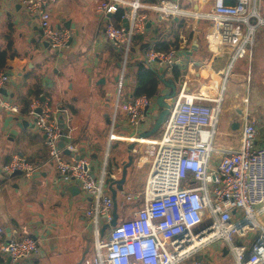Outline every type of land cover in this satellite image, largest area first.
I'll return each instance as SVG.
<instances>
[{"label":"built area","instance_id":"2783aa9c","mask_svg":"<svg viewBox=\"0 0 264 264\" xmlns=\"http://www.w3.org/2000/svg\"><path fill=\"white\" fill-rule=\"evenodd\" d=\"M56 1L19 0L25 12L36 18L43 40L61 52L68 46L70 33L52 23L50 6ZM258 2L234 0V4L228 5L224 0H214L210 11L186 8L173 0H161L146 7L163 20L207 22L210 28L207 48L212 53L224 49L229 55L220 71V82H226L237 62L251 60L257 35L264 37V14ZM142 7L140 0H97L95 6L100 21H107L122 10L120 18L125 23L118 27L106 23L104 38L122 52L123 68L130 56L133 37L144 30V19L138 15ZM180 56L178 46L159 52L151 45L144 58L149 66L156 63L169 72L180 63ZM7 82V77L0 73V89ZM184 87L181 84L161 127L160 138L150 144L156 151L143 191L132 195L121 191L125 200L133 203L134 211L128 219L109 227L105 235L101 234V228L111 221L113 211L107 185V156L94 176L87 160L76 159L77 143L58 125L48 100L40 95L28 103L26 114L43 134L50 164L59 175L77 183L89 199L84 217L91 228L95 253L91 261L81 264H185L215 241H222L233 264H264V144H260L264 136L259 132L264 123L258 124L245 112L238 145L218 146L215 140L223 112L221 100L211 96L207 89L188 93ZM154 100L144 95L118 99L114 115L122 112L128 128L136 129L146 120ZM0 106L12 115L19 114V106L1 94ZM117 135L143 139L135 132L116 134L111 127L108 142L118 141ZM62 137L66 141L60 149ZM16 171L28 179L35 167L25 156L14 154L2 166V172L9 178ZM108 177L115 180L111 173ZM1 253L16 262L38 254L39 246L29 237L11 239L0 245ZM190 264L206 262L194 259Z\"/></svg>","mask_w":264,"mask_h":264},{"label":"crops","instance_id":"0c3cea01","mask_svg":"<svg viewBox=\"0 0 264 264\" xmlns=\"http://www.w3.org/2000/svg\"><path fill=\"white\" fill-rule=\"evenodd\" d=\"M159 1L161 0H140L143 7L138 10V15L144 19V30L142 34H138L139 39L131 47L128 62L123 68L122 57L120 61H116L120 51L104 38V25L108 22L114 24L116 17L111 15L107 21L97 19V0H58L50 7L53 25L70 33L67 48L60 52L67 56V59L51 55L43 47L39 37V34H42L36 18L25 12L19 0H0V50L7 52L6 65L0 73L9 81L4 87L7 96H2L19 106V114L16 115L10 114L0 106V245L7 240L29 237L39 246L38 254L11 262L12 264H81L91 261L95 253L91 228L84 217L89 199L79 188L76 193L67 190L75 183L59 175L50 164L43 134L33 126V119L25 113L35 91L48 100L58 125L63 127L70 140L77 143L78 156L84 155L94 176L100 170L98 147L95 142V112L98 111V104L102 100L107 101V98H101V94L110 96L111 86L106 82H123L127 69L133 70L130 61L142 59L146 63L144 55L151 45L165 42L173 47L178 46L181 56L180 63L175 67L180 70L181 77L174 80L172 70L168 72L156 63L148 65L151 69L158 74L165 73V78L172 79L177 85L184 84L188 93H196L199 90L204 92L206 89L210 95L211 91L216 92L220 71L226 66L228 53L224 49H218L216 53L209 51L206 36L210 28L207 22L163 20L146 7ZM173 1L193 10L210 11L214 0ZM263 2L264 0L258 2L261 11ZM231 4H234V0ZM262 13L264 14L263 11ZM117 23L123 25L125 21L120 18ZM146 23H149L148 29ZM254 50V58L248 69L239 71L238 65L233 74L240 75L243 79L248 75L252 82L257 79L264 81V69L258 65L261 62V54H264L262 35L256 38ZM117 64H120V67ZM239 79L240 77L233 76L229 82H241ZM166 91L161 85L160 94ZM118 99L123 100L118 97L116 101ZM237 114L241 116L242 121L243 112L238 110ZM118 115L123 123L125 122L124 114L119 111L116 115L113 114L110 125L111 121L104 117L106 113L102 114L109 128L108 133L111 127L113 131L123 129ZM260 123H264V120ZM231 124L227 126L230 128ZM152 125L153 121L147 119L134 130L145 132ZM240 125L235 130L239 133L238 136ZM115 140L132 143L128 136L123 135L116 136ZM236 140L231 139L229 144L237 146L239 139ZM260 144H264V138ZM14 154L25 156L34 165L35 171L28 179H24L21 174L4 177L2 166ZM144 163L139 161L138 167ZM112 169L110 173L115 176L114 166ZM124 185L125 182L123 188ZM108 192L111 196L109 189ZM127 194L124 192V195ZM121 196L125 199L121 192L117 191V222L120 205L117 199ZM124 201L130 206V217L135 208ZM106 232L107 230L103 235ZM213 253L215 256L220 255V258L228 256H224L218 249H214ZM198 256H201L206 264L213 263L208 254H200L188 259L185 264H190ZM7 258L0 254L1 263L6 264ZM226 264H233L231 257Z\"/></svg>","mask_w":264,"mask_h":264},{"label":"rangeland","instance_id":"374dc122","mask_svg":"<svg viewBox=\"0 0 264 264\" xmlns=\"http://www.w3.org/2000/svg\"><path fill=\"white\" fill-rule=\"evenodd\" d=\"M261 7L262 11L264 12V2L262 3ZM254 49L250 61L248 59H243L241 60L243 63H236L234 68L231 70V73L229 74L226 82H217L216 92L212 93L211 91V96L219 98L221 100L223 108V112L218 125L219 135H217L215 140L216 145L231 146L232 144H229L231 139H239V136L237 135L239 133H237V131L230 130L229 126H227V124L229 125L234 121L240 123L241 116L237 114L238 110L243 113H249L258 121V124H263L260 122L264 118V81L258 80L256 77L257 80L252 82V80L250 81L248 79V75L244 78V80L240 75L235 76V74H233L238 68V65L240 67L239 71L248 69V66L252 63L251 61H253L254 58ZM260 61L261 62L258 65L260 66V68L264 69L263 53L260 56ZM127 72L123 82H106L107 85L111 86L109 90L110 96L106 97L104 94H101V98H107V101L102 100L101 103L98 104V111L96 110L95 112V142L97 143L98 147L97 154L99 157V167L102 168L105 156H107V172L109 175V173L113 171L112 167L114 166L115 180L119 179L121 176V168L122 165H124L123 163H127L128 160H131V165L127 168L123 191L126 194L128 193L132 195L143 191L146 176L148 173L147 170H149L148 167H150V161L153 159L156 148L155 146H152L150 144L132 143L131 150H128V146L130 145V143L128 142H108L109 128L105 123V120L102 118V114L106 113V116L104 117H107L111 121V125L114 117L113 105L115 104L116 99L118 97L123 98L125 95H128L130 93L131 82H128L129 78H127L130 75V70L127 69ZM233 76L235 78L240 77L239 80L242 81L229 82V80L232 79ZM158 111L159 110L156 105H152L148 110L146 120L152 119L154 121L158 114ZM117 118L123 124V129H115L114 132L116 134L121 133L124 135H131L133 132H135L136 135H139L141 133L140 131H135L134 129L128 128L126 123H123V120L119 117V115L117 116ZM159 131L157 132L155 138L150 137L148 138V140H158L162 133L161 128ZM259 132L260 134L264 135V125L260 126ZM139 161L145 162L144 165L138 167ZM115 165H117V167H115ZM108 175L107 185L110 184ZM124 200L125 199H123L122 196L117 199V202L119 201L120 203L117 211L119 221L128 219L130 215V206ZM129 204H131V206L133 207V203ZM108 231L109 229L107 230L106 234L108 233ZM249 235H251V233H249ZM234 238L237 241H240V239H238L236 236H234ZM214 249H218L220 252L222 249V241H215L212 244H208L203 250L200 251V254H208L209 257H211L210 261H213V263L210 262V264H226L227 260L230 259V256L228 255L225 258H220V255L215 256L213 253Z\"/></svg>","mask_w":264,"mask_h":264},{"label":"water","instance_id":"95a60500","mask_svg":"<svg viewBox=\"0 0 264 264\" xmlns=\"http://www.w3.org/2000/svg\"><path fill=\"white\" fill-rule=\"evenodd\" d=\"M148 27H149V23H146V28L148 29ZM39 37L41 39V43H42L43 47L46 48V50H48L51 55L61 57L63 59H67V56H64L62 53L50 48V46L47 44V42H45L43 40V37L40 34H39ZM117 66L120 67V64H117ZM158 76H159V79L161 81L162 86L164 88H166L167 91L165 93L159 94L158 96L155 97L154 103H155V105L159 111H158L156 118L153 121L152 127L149 130H147L145 132H141L138 135V137L143 138V139H148V138L152 137L154 134H156L160 130V128L162 127L163 123L165 122V120L169 114L170 108H171L172 104L174 103L176 96H177V93L180 89V85H177L175 81H173L172 79H166L165 78V73H161ZM116 80H118V78H116ZM8 83H9V81H8ZM0 94L3 96H7L6 89L1 88ZM42 99H43V97H42ZM35 112L38 114V113H40V110L37 109ZM263 120H264V118H263ZM24 124L27 125L26 122H24ZM239 125H240L239 122H233L231 124L230 128L232 131H235L239 128ZM64 141H66V137H62L60 139V142H59L60 149L63 148ZM131 148H132V143H130V145L128 146V150H131ZM63 153L65 155H69V152L67 150H63ZM82 158H84V155H80V156L76 157V159H82ZM129 165H130V162H128L127 164H124L121 168L120 178L117 180H114L111 184L108 185V189L111 193V198L113 201V211H112L111 221L109 223H105L101 228V234L102 235L104 234V232L109 227H113L117 223V215H116V208H115V196H116L117 191L121 192L123 189V184H124L125 178H126V170H127ZM91 170L92 169L89 168V171H91ZM13 175H20V172L16 171L13 173ZM67 190H69L70 193H73V192L76 193L78 191V184L75 183L73 186L67 188ZM221 251H222V254L224 256L228 254L227 248L225 246L222 247ZM201 259H202L201 256H198L197 260H201ZM6 264H12L11 259L9 257L6 260Z\"/></svg>","mask_w":264,"mask_h":264},{"label":"trees","instance_id":"16d2710c","mask_svg":"<svg viewBox=\"0 0 264 264\" xmlns=\"http://www.w3.org/2000/svg\"><path fill=\"white\" fill-rule=\"evenodd\" d=\"M224 3L231 4L233 3V0H224ZM121 13L122 10H119L115 14L116 19L114 18L115 21L113 22L114 23L113 25L117 27L119 26L117 22L120 19ZM138 39H139L138 35H135L133 37L131 42V47H133L134 42H136ZM170 47L173 46L165 42H157V44L154 46V49L159 52H166L167 50H169ZM121 57H122V52L120 51V53L116 56V61H120ZM6 59H7L6 50H0V70H2L5 67ZM130 65L133 67V70L130 71L129 77H127L131 82L130 93L128 95H125L123 99H126L128 96L136 97L142 95L146 96L149 99H154L156 96H158L160 94V86L162 85L158 76L159 74L153 69H151L148 66V64L145 63L142 59L141 60L133 59L132 61H130ZM172 74L174 80H179L181 77L180 70L176 67L172 68ZM33 95L34 97H38L41 94L38 91H35ZM25 113H27V109L25 110ZM156 134H154L152 137L155 138ZM109 182H112V180L110 179Z\"/></svg>","mask_w":264,"mask_h":264},{"label":"bare ground","instance_id":"6f19581e","mask_svg":"<svg viewBox=\"0 0 264 264\" xmlns=\"http://www.w3.org/2000/svg\"><path fill=\"white\" fill-rule=\"evenodd\" d=\"M130 142L132 143H143V144H152V140L146 141L147 139H136L134 137H129Z\"/></svg>","mask_w":264,"mask_h":264},{"label":"flooded vegetation","instance_id":"af4514ba","mask_svg":"<svg viewBox=\"0 0 264 264\" xmlns=\"http://www.w3.org/2000/svg\"><path fill=\"white\" fill-rule=\"evenodd\" d=\"M129 162H131V160H128ZM127 164V163H126Z\"/></svg>","mask_w":264,"mask_h":264}]
</instances>
